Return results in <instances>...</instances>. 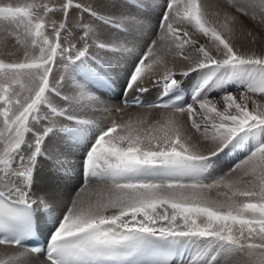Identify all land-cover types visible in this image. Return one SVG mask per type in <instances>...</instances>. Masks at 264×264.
<instances>
[{
  "label": "snow or ice",
  "instance_id": "obj_1",
  "mask_svg": "<svg viewBox=\"0 0 264 264\" xmlns=\"http://www.w3.org/2000/svg\"><path fill=\"white\" fill-rule=\"evenodd\" d=\"M225 6L244 16L247 7L259 8L264 14V0L241 4L225 0ZM74 7L115 29L139 23L127 15L105 17L73 0L60 6L37 0H0V21L22 30L25 40L17 33V42L27 45L24 61L0 59V245L20 246L24 238L36 234L34 206L48 210V205L42 197L32 198V188L42 159H49L47 143L61 133L69 141L86 145L85 179L107 182L108 188L95 200L92 192L88 198L78 195L59 220L49 214L52 230L45 253L47 264H220L221 257L224 264H233L237 253L246 255L243 264H264V103L249 95L264 97V55L239 53L230 39L209 23L200 0H166L157 38L133 61L124 91L146 92V81L162 86L164 95L178 89L180 82L172 68L164 67L159 79L153 75L157 66L164 65L161 54L170 53L173 47L176 56L190 60L183 55L187 45L200 54L180 73L183 77L199 74L192 103L155 105L173 111L164 124L147 131L139 127L143 121L131 120L99 128L74 114L77 108L98 99L87 83L74 81L67 95L51 85L56 61H66L64 66L73 74L107 86L105 63L93 57L90 49H132L105 36L95 25L84 23L83 15L74 22L80 46L69 43L65 47L62 34L68 30L69 12ZM57 11L64 17L59 26L50 17ZM224 15L233 22L237 19L227 10ZM174 25L191 26L207 37L216 54L204 44L197 47L187 29ZM222 27L233 31L227 23ZM25 77L29 85H25ZM229 82L239 83L245 91L239 99L226 92L222 108H218L207 91ZM23 93L27 94L21 99ZM50 96L60 97L65 106L58 107ZM185 113L192 128L202 131L203 139L211 143L207 152L183 135L177 114ZM59 119L68 124L58 126ZM249 145L254 147L243 162L244 175L254 177L249 186L240 187V180L224 177L205 183L216 157L227 149ZM53 163L62 166L63 161L57 157ZM221 187L228 189L218 193L223 200L205 194V190ZM257 240L260 242H253ZM23 255L17 252L0 257V264H23Z\"/></svg>",
  "mask_w": 264,
  "mask_h": 264
},
{
  "label": "bare ground",
  "instance_id": "obj_2",
  "mask_svg": "<svg viewBox=\"0 0 264 264\" xmlns=\"http://www.w3.org/2000/svg\"><path fill=\"white\" fill-rule=\"evenodd\" d=\"M96 1H98L100 3L103 0H96ZM119 1L125 7H127V3H126L127 1H129L131 3L132 7L135 6V7L143 9V7H144L143 5H145L146 6L145 10L152 7V11L150 14L147 11H143V12H147V13H143V14L137 13L136 14L135 9H137V8H135V7L130 8L132 10L133 16L137 20H139L140 22L141 21L143 22V20L145 19L144 21H146L147 24L146 25L145 24L144 25H134V26L132 25L129 33H131V35H130L131 38H134V39L137 38V40H132V41L133 42H139V44L145 43V42L150 43L152 40H155L157 38V35L159 32L158 22L160 23V19H161V17H160L161 13L160 12L164 11V8L166 5V0H119ZM90 2L91 1L88 0L89 4H90ZM200 2L204 7V10L207 14V19H208L209 23L211 25L217 26V29L222 33V35H224L226 38L230 39L231 43L233 44V47L239 53H241V54L251 53L252 50H254L256 43H257V46H259V45L264 46V44H263L264 43V27L261 24L262 22H260L261 20L259 21L257 18L255 20H253L254 22H252V24L255 25L257 28L253 29V31H251L249 29L252 26L249 25L250 22L247 21L248 18L244 19L245 16L237 13L235 11V9H226L225 0H211V1H209V6H207V3H205V0H200ZM244 2H246V0H228V3L241 4ZM13 3H16V2L13 1ZM77 3L80 4V2H77ZM82 3L84 4V0L82 1ZM141 9H137V10L142 11ZM75 10H78V9H75ZM225 10H227L230 13V15L232 14V12H234V11L236 12L235 17H237V19L235 22L231 21L230 19L225 18V15H224ZM247 12H248V15H250V17L252 18L253 14L257 13V8L256 7H247ZM78 13H79V11H73L72 16L73 15L77 16ZM111 13H112V11H111ZM116 14L117 15H123V14L125 15V13H123L122 11H120ZM60 16L64 19V17L62 15H60ZM70 18H71V15H70ZM73 18H74V16H73ZM83 18L85 19V21L90 22L91 16H89L87 13H84ZM62 21L63 20L58 21V26H59V23ZM95 21H97V20H95ZM225 23L229 24V26L233 29V31L231 33L226 31L222 27V25H224ZM94 25H99L100 27H102V25L99 21H97ZM74 27H76L75 24H74ZM174 27L187 29L190 36L191 35L194 36V35L198 34L195 32L194 29L191 28V26H188V25H174ZM10 29H12L14 32H17L16 28L13 29L10 25H9V29H7V31H5L4 28L0 30L1 54L5 58H11L14 55L18 54L20 51V47L26 46L23 51L27 50L26 43H18L16 41L15 36H13L14 39L11 38V35H10L11 31H9ZM70 29H71V27H68V30H67L68 34L70 33ZM109 29H111V28H109ZM138 29H141L142 31L138 30ZM75 30H77V29L75 28ZM248 31L250 32V36H248V33H249ZM65 33L66 32H64L63 34H65ZM48 34H49V32H48ZM77 36H78V34H77ZM77 36L75 37V34H73L71 39L74 40L75 43L78 42V44H80L78 39H77ZM251 37H253L255 40L252 41L253 39H251ZM52 38L54 39V37H52ZM21 40L24 41L25 38L23 37ZM199 40H201V39H199ZM13 41L16 42V44H17L16 46H15ZM196 46L198 47L199 45L197 44ZM205 47L211 52L215 51L214 46H212V42H208ZM138 49H140V48H138ZM35 51H38V50H35ZM176 51L177 50L173 47V49L170 53L161 54L163 56L164 65H163L162 70L159 69L160 66H157L158 69L154 73L153 79H159L162 76L164 67L172 68L176 74L174 78L180 82V88L184 89L187 92L184 104L192 103L191 95L193 92L194 85L196 84V82L199 79V74L198 73H192L187 78H183V76L180 73L185 71L190 66L191 62L198 60L199 59L198 56H200V54L195 51L194 47L185 46V48L183 49V55L189 56L191 58L190 60H185L183 58V56H176L175 55ZM98 52H100V50L95 51V53H98ZM139 52H140V50H136V52L120 51V54L114 55L113 58L116 61V66L114 67L115 78H113L112 76L107 74V77L109 78V83L107 84L106 88L99 87L94 82V80L89 79L88 77L84 76L83 74H76V76L79 77L84 83H87L90 90H93V93L96 92L98 94V97H97L96 93L94 94L98 98L96 101V103H97L96 106L100 107V105H104V107H105L104 109L100 108L102 110H99L98 112H96L93 117H91V116L90 117L89 116H78L79 119L82 118V120L92 121L93 124L98 125L99 128L103 127V129H106L107 127H109L113 121H115L116 123H125L129 120L134 121V122L143 121V123L139 124V127L142 128L144 131H147L149 128L158 127V126L165 123L166 117L168 116L169 113H171L173 111L172 108H160V107H153V106L139 107V106L128 105L125 102V101H127V100H129L135 96H139V95L144 98V101H149V100H153V99L157 98L159 95L162 94V86L154 85L151 81H146V84H145V86L148 88V91L143 92V93H139L137 91H131V92H128L127 94H125L124 89H125L127 74L132 68V63L135 60L136 55L141 54ZM115 53H119V51H116ZM215 54H216V52H215ZM257 55H264V51L261 50ZM24 59H25V53H23V60L22 61H24ZM98 59L102 60V58L100 56ZM2 60L7 62L6 59H2ZM22 61H15V62H22ZM15 62L13 61V63H15ZM65 70L72 72L70 67H69V69L66 68ZM53 78L55 80L60 79L59 81L61 83L63 81V83L67 84V85H68V83H74V79H65V78L61 79L59 77V72L58 73L56 72L53 75ZM26 79L27 78L25 77L24 83L29 84V82L26 83ZM55 80H53L54 81L53 86L55 88H57L62 94H64V92L61 91L60 84L58 83V81H55ZM192 80H194V81H192ZM50 83L52 85V78L51 77H50ZM17 88H19V85ZM234 89H236V88H234ZM215 90H217L220 94L223 91V88H218V89L210 88L207 91V96L210 99H211V97L215 98V96H213V95H216L213 93ZM65 93L70 94V92L67 89H65ZM259 97H260V95H259ZM118 98H121V99L118 101L117 100ZM121 102L124 104H122ZM118 104H121V107H119ZM248 106H250V105H248ZM89 107H90V104L86 105V109H88ZM42 111L44 112V110H42ZM47 111H48V109H47ZM87 112H89V111H87ZM177 119L179 120L180 124L182 125L183 135L185 137H191V143H193V144L197 143V145L205 146V147L210 144L209 141H205L203 139V132L202 131L199 132V133H202V136H200V134H198V132H196V131L192 132L189 129V125L191 124V121L188 119V116L186 113L185 114H177ZM197 119H198V122H201L203 124V121H201V120L199 121V118H197ZM94 135L95 134H93V136ZM63 140H67V137L66 136L63 137V135H61V136H57V137H52V139L47 143L46 149H47V155H48L49 159H47V160L42 159V163H41V165L37 171L35 183H34V186L32 188V198L36 199L37 197H42L43 199H45V201L47 202V205H48V210H45L40 205L34 206L36 208V220L38 222V225H39V227L42 228L43 231H46L47 237H49V234L52 230V223L50 222V215L49 214H51L57 220H59L60 218H62L63 214H65V212H64L65 210L61 209V205H66V203H68V205H69V203H71V200L76 198L78 195L84 196V193H83L84 188L82 189V187H84V185L82 186V184H80V182L77 180V178H76V180H73V179H70L68 177V172L71 170V167H69V169H70L69 171H65L64 166H61V168H60L59 166L54 165L53 161L57 158L58 154L60 157L61 152L59 153V151H62V152L66 151L68 153H73V155L69 154L67 158H73L76 160V158H78L77 154L80 152V149L82 150L86 145L83 143L78 144V143L73 141L71 143L70 148L66 147V149H64L63 146L61 145V141H63ZM84 153H85V151H84ZM232 153H234V154H232ZM243 154H242V152H238V149H227V153H224L223 156L224 157L227 156L228 161H235L236 159L241 158L243 156ZM82 163H83V158H82ZM236 167H237V169H239L241 167V163H240V165H238ZM82 168L83 167L81 165V170H82ZM55 173H57V175ZM62 173L65 176V179L63 181H62V178L60 177L61 175H63ZM81 173L83 174V172H81ZM59 174H60V176H59ZM81 182H82V180H81ZM95 183L98 184L97 186H102V184H104L106 182L98 181ZM17 252H22L24 254L23 255V264H47V261L42 257L41 254H32L23 248L16 247L13 245H0V257H6L9 255H13ZM184 259L186 262L187 257H184ZM246 259H247V257L244 253H237L232 258L233 264H243V261H245ZM174 264H175V262H174ZM220 264H224V258L223 257L220 258Z\"/></svg>",
  "mask_w": 264,
  "mask_h": 264
},
{
  "label": "rangeland",
  "instance_id": "obj_3",
  "mask_svg": "<svg viewBox=\"0 0 264 264\" xmlns=\"http://www.w3.org/2000/svg\"><path fill=\"white\" fill-rule=\"evenodd\" d=\"M18 2V0H12V2ZM82 1L83 0H73V3L74 4H78L77 2H80V4L79 5H83V6H85V7H91L94 11H96L98 14H100V15H104L105 17H107V16H113V17H119V16H121V15H117L116 13H118V12H120V11H122L123 13H125V15H127V16H133V14H132V10L130 9V8H133V7H135V6H133L132 7V5H131V3L129 2V1H125L126 3H127V7H125V6H123L121 3H120V1L119 0H103V1H101L100 3L98 2V1H96V0H90L91 2H90V4L88 3V0H84V4L82 3ZM209 1H211V0H205V3H207V6H209ZM44 2H46V3H49L50 5H52V4H55V5H57V6H60V5H62L64 2H65V0H37V3H44ZM93 2V3H92ZM104 2V3H103ZM113 2V3H112ZM103 3V4H102ZM211 3V2H210ZM88 6H87V5ZM92 5V6H91ZM103 5V6H102ZM144 7H143V9H141V8H138V7H135V8H137V9H141L142 11H140V10H137V9H135L136 10V14L137 13H151V11H152V7L151 8H148L147 10H145V5H143ZM166 6V5H165ZM75 9H78V10H75ZM73 11H79V13H78V15L77 16H75V15H73L74 16V18H73V16H72V12ZM111 11H112V13H111ZM118 11V12H117ZM138 11V12H137ZM143 11H147V12H143ZM161 14H160V17L162 16V13L163 12H160ZM235 11L234 12H232V14H231V16H236L235 15ZM84 14V13H83ZM82 13H81V10L79 9V8H72L71 9V11L69 12V17H68V27H71V29H70V33L68 34L67 33V31H66V33L65 34H62V39H61V43L65 46V47H67L68 46V44L69 43H75L74 42V40H72L71 39V37H72V35L73 34H75V37L77 36V34H78V31L77 30H75V28L76 27H74V22H75V20L77 21L79 18H80V15H83ZM240 14V13H239ZM60 15H62L63 16V13L62 12H59V11H57V12H55V13H50V17L51 18H53V19H55L56 21H57V26H58V21H61V20H63V18L60 16ZM70 15H71V18H70ZM115 15V16H114ZM124 15V14H123ZM242 15V14H241ZM256 15V18L260 21V22H262L261 24L263 25V27H264V14H262L261 12H260V10H259V8H257V13L255 14ZM134 17V16H133ZM90 18V17H89ZM248 18V19H247ZM244 19H247V21L248 22H250L249 23V25L250 26H252L249 30H251V31H253V29H256L257 27L255 26V25H253L252 24V22H254L253 21V19L250 17V15H247V16H245V18ZM250 19V20H249ZM145 20V19H144ZM143 20V22L141 21H139V23H137V24H135V25H146L147 24V22L146 21H144ZM83 22L85 23H89V24H95L97 21H95V19L93 18V17H91V19H90V22H88V21H85V19L83 18ZM93 24V25H94ZM9 25L14 29V28H16L15 27V25H12V24H10V23H8L7 21H0V30L1 29H5V31H7V29H9ZM96 27L98 26V28L100 29V31L105 35V36H110L111 38H113V39H115V40H118L120 43H122V44H124L127 48H129V49H132V51L131 52H136V50H140V52L139 53H142V51L144 52V51H146V47H147V45L149 44V42H145V43H140L139 44V42H133L132 40H137V38H131V33H129V31H130V29H131V26L132 25H127V26H125V27H123V28H121V29H115V28H113V27H110V26H108V25H102V27H100L99 25H95ZM134 26V25H133ZM158 26H159V22H158ZM212 26H214V27H216L217 28V26H215V25H212ZM249 26V27H250ZM109 28H111V29H109ZM17 30V29H16ZM138 30H141V29H138ZM9 31H11V33L12 34H10L11 35V38L12 39H14L13 38V36H15V38H16V41H17V33H19V35H20V39H22L23 37V33L21 32L22 30H17V32H14L12 29H10ZM48 32H49V36L52 38V37H54V35H53V31H52V29L51 28H49L48 30H47ZM75 31V32H74ZM142 31V30H141ZM21 32V33H20ZM249 32V31H248ZM143 33V32H142ZM197 33V32H196ZM195 33V34H196ZM14 34V35H13ZM200 36V37H199ZM248 36H250V32L248 33ZM74 37V38H75ZM191 37L194 39V40H196L197 41V44L198 45H200V44H204L205 46H206V44L208 43V42H211V41H209V39L207 38V37H204L202 34H197V35H194V36H192L191 35ZM198 37V38H197ZM204 37V38H203ZM199 39H201V40H199ZM205 39V40H204ZM251 39H253L252 41H254L255 39L253 38V37H251ZM199 40V41H198ZM72 41V42H71ZM251 41V40H250ZM14 42V44H15V46L17 45L16 44V42L15 41H13ZM134 44H133V43ZM129 43V44H128ZM75 44H77V46L79 47L80 46V44H78V42H76ZM264 44V43H263ZM137 45V46H136ZM187 46V45H186ZM212 46H213V44H212ZM25 47L26 46H23V47H20V51H19V53L18 54H16V55H14L13 57H11V58H5V57H3L2 56V54H1V48H0V59H6V61L8 62H15V61H22L23 60V53H25V51H23L24 49H25ZM140 48V49H138V48ZM142 47V48H141ZM134 49V50H133ZM96 50H98V49H96L95 47H93L92 49H90V54L93 56V57H95V58H99V56L102 58V61L105 63V70H106V72H107V74H109L110 76H112L113 78H115V73H114V67L116 66V61H115V59L113 58L114 57V55H118V54H120V51H119V53H115V52H112V51H108V52H105V51H100V52H98V53H95V51ZM142 50V51H141ZM264 51V46H261V45H259V46H257V43H256V46H255V48H254V50H252V52L251 53H249V54H252V53H254V54H258L260 51ZM214 52V53H213ZM212 53H213V55H215V51H213ZM249 54H245V55H249ZM18 55V56H17ZM139 54H137L136 55V57L138 56ZM10 57V56H9ZM135 57V58H136ZM199 58H200V56H198ZM65 63H66V61H62V60H60L59 58L57 59V61H56V65H55V67H54V69H53V73H52V75H51V78H52V86H53V80H55L54 78H53V75L57 72H59V77L61 78V79H74V81H79V82H83L79 77H77L76 76V74H74L73 75V72H70V71H67V70H65L66 68L67 69H69V67H65L64 65H65ZM162 68H163V66H160L159 67V69L160 70H162ZM71 69V68H70ZM158 69V68H157ZM66 76V77H65ZM72 77V78H71ZM183 78H187V77H183ZM28 79H26V83H28L29 82V84L31 83L30 81H27ZM60 80V79H59ZM58 79L57 80H55V81H58V83L60 84V86H61V91L62 92H64V94L66 95L67 93H65V89H67L70 93L72 92V89H73V87H74V83H68V85L67 84H64L63 83V81H62V83L59 81ZM24 81H25V78H24ZM192 81H194V80H192ZM84 83V82H83ZM194 83V82H193ZM29 84H25V85H29ZM235 84V85H234ZM239 83H237V82H229L228 84H226L224 87H223V91L219 94V92L217 91V90H215L213 93L214 94H216V95H213V96H215V98L214 97H211V99L214 101V102H218L217 103V107H219V108H222V96L226 93V92H231V93H235V95L237 96V98L239 99V96H240V93L241 92H244L245 91V88L242 86V85H240ZM33 87H35V85H32ZM17 87H18V85H17ZM16 87V88H17ZM225 88V89H224ZM234 88H236V89H234ZM90 89V88H89ZM213 89H218V88H213ZM17 90L19 91V88H17ZM92 92H93V90H91ZM96 92H94V94H95ZM27 93H23L22 94V96H21V99H23V95H26ZM97 94V93H96ZM239 94V95H238ZM249 95L250 96H252L253 97V99H255V100H257V101H259L260 103H264V97H262V96H260L259 97V94H251V93H249ZM97 97H98V94H97ZM107 97V96H106ZM50 98H52L53 100H54V103L58 106V107H64L65 106V104H64V102L62 101V99L60 98V97H51L50 96ZM122 98V97H121ZM121 98H118L117 100L119 101ZM125 99V98H124ZM263 99V100H262ZM251 100H249V102H248V105H250L249 106V108L251 107V106H253L252 105V101L250 102ZM122 103V102H121ZM122 104H124V103H122ZM97 105V103L95 102V103H91L90 104V107L88 108V109H86V106L85 107H82V108H77L76 110H75V115L78 117V116H91V117H93L94 115H95V113L96 112H98L99 110H102V109H104L105 107H104V105H100V107H98V106H96ZM118 106L119 107H121V104H118ZM100 108H102V109H100ZM42 110H44V112L46 113V112H48L47 111V108H42ZM87 111H89V112H87ZM43 112V111H42ZM87 113V114H86ZM93 113V114H92ZM197 118H199V117H197ZM82 119V118H81ZM199 121H200V118H199ZM57 123H58V126L59 125H62V124H68V122L67 121H64V120H62V119H59L58 121H57ZM101 128H103V127H101ZM189 129L192 131V132H194V131H196L195 129H193L192 128V126H191V124L189 125ZM197 132V131H196ZM93 134H95L94 132H93ZM198 134H200V136H202V133H199L198 132ZM61 135H63V134H61V133H57L55 136H53V137H57V136H61ZM63 137H65L64 135H63ZM73 141H69L68 139L67 140H63V141H61V145L63 146V148L64 149H66V147H68V148H70V146H71V143H72ZM196 145H197V143H195ZM199 146V149H200V151H202V152H207L208 151V149L209 148H211L212 147V145H211V143L209 144V145H207L206 147L205 146H200V145H198ZM86 147V146H85ZM85 147L81 150L80 149V152L77 154V156H78V158H76V160L75 159H73V158H67L68 157V155L70 154V155H73V153H68V152H66V151H64V152H62V151H59V153H60V158L62 159V161H63V164H62V166H64V170L65 171H69L70 169H69V167H71V170L68 172V177L70 178V179H73V180H76V178H77V180L80 182V184H82V186L84 185V187H82V189L84 188V196H85V198H88V193L89 192H92L93 193V195L91 196V199L92 200H95L96 198H97V195H100V194H102L104 191H106L107 190V188H108V183L106 182V183H104V184H102V186H97L98 184H96L95 182H98L97 180H94V179H91V178H89V179H85V176H84V172H83V168H82V170H81V165H83V163H82V158L84 157V155H85V153H84V151H85ZM254 147V145H249L248 147H244V148H240V149H238V152H242V154H243V156L241 157V158H239V159H236L235 161H228L227 160V156L226 157H224L223 156V154L224 153H227V150H225V152H223V153H221L218 157H216L215 158V163H214V167H213V169H212V171H211V173H210V175L205 179V183H212L213 182V180H216V179H219L220 177H224L225 179H228V180H234V179H238V180H240V184L238 185V186H240V187H245V186H249V182L250 181H252L253 179H254V177L253 176H251V175H244V169H245V165H244V161L246 160V159H248V157L250 156V153H251V151H252V148ZM58 152V151H57ZM232 154H234V153H232ZM57 157H59V154H58V156ZM240 163H241V167L239 168V169H237V167L236 166H238V165H240ZM60 168H61V166H59ZM81 172H83V174L81 173ZM56 175H57V173H55ZM63 174V173H62ZM59 176H60V174H59ZM61 178H62V181L65 179V176H64V174L63 175H61L60 176ZM81 180H82V182H81ZM228 191V189H225V188H223V187H221V188H219V189H216V188H213L210 192L209 191H207V190H205V194L210 198V199H220V200H223V199H225V197H223V196H218V193H220V192H227ZM70 204L71 203H69V205H68V203H66V205H61V209H63V210H65L64 212H66L67 211V208L70 206ZM67 206V207H66ZM253 242H257V243H259L260 241H253Z\"/></svg>",
  "mask_w": 264,
  "mask_h": 264
}]
</instances>
